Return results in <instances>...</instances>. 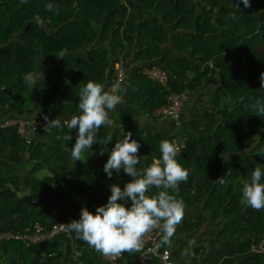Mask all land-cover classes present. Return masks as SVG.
Returning <instances> with one entry per match:
<instances>
[{"label": "trees", "instance_id": "1", "mask_svg": "<svg viewBox=\"0 0 264 264\" xmlns=\"http://www.w3.org/2000/svg\"><path fill=\"white\" fill-rule=\"evenodd\" d=\"M250 4L245 7L243 0H0V106H8L0 117L31 120L25 114L34 98L33 113L72 116L79 110V92L89 80L104 86L117 61L127 64L134 56L136 64L142 63L127 80L126 103L110 115L115 126L100 128L99 141L83 153L84 161L71 156L78 128L70 132L44 124L31 136L27 159L16 128H0V230L31 231L36 222L49 228L64 218L65 204L72 208V220L79 219L82 207L95 213L107 203L111 185L123 188L132 179L123 170L108 178L103 170L111 149L124 139L125 126L140 144V169L160 157L162 140L173 138L175 126L145 134L139 125L130 124L139 114L137 108L152 115L170 92H187L190 97L208 82L215 91L207 106L200 101L201 106L190 110L189 120L179 127L187 142L176 159L188 171V179L175 192L169 191L188 208L203 203L201 212L184 210L176 233L201 229L209 221H219L220 228L207 255L203 249L192 263L173 260L175 264H264V252L251 250L264 234V209L254 210L242 201L243 183L257 166L264 170V115L251 108L257 101L264 104L259 79L264 73V0ZM170 41L173 51L165 54L163 48ZM62 51L65 56L58 58ZM148 66L170 71L166 85L143 73ZM41 71L42 80L35 87L25 83L24 74ZM222 153L227 155L221 157ZM31 165L23 179L16 174L15 167ZM40 168L48 171L42 178L36 176ZM228 172L225 183L217 182ZM66 187L80 196L95 190L100 195L97 205L86 198L53 197L56 189ZM157 191L153 188L149 194ZM37 208L47 209L49 215L29 213ZM18 216L22 217L15 220ZM166 245L160 236L159 249ZM122 256L115 264H124ZM0 264L110 263L70 231L33 245L0 241Z\"/></svg>", "mask_w": 264, "mask_h": 264}, {"label": "clouds", "instance_id": "2", "mask_svg": "<svg viewBox=\"0 0 264 264\" xmlns=\"http://www.w3.org/2000/svg\"><path fill=\"white\" fill-rule=\"evenodd\" d=\"M245 7H250V0H243ZM51 10L52 6H47ZM40 23V18H34ZM62 51L58 58H63ZM43 73H26L24 81L35 87L37 80H42ZM261 88H264V73L260 77ZM115 87V86H114ZM123 102L115 91H106L104 86L89 80L79 92V114L64 119H44L46 128L66 127L70 132L78 128L76 140L72 146L71 156L75 161H84L83 153L99 141L98 133L102 126L113 127L114 121L109 113L115 111ZM254 114L264 115V104L257 101L251 105ZM45 128V129H46ZM70 139V137H69ZM140 144L132 139V133L124 135L111 149L109 159L104 165L108 178L117 175L121 170L132 179L123 188L118 184L110 186L111 195L106 204L96 208L95 213L82 207L79 219L65 224L66 228L76 233L78 239L105 256H116L121 253L133 254L142 248V239L146 233L159 230L161 243L170 244L176 226L184 216V204L170 194L178 189L181 182L188 179V171L177 161V146L168 140L159 144V158L145 167L138 168L141 156L138 154ZM102 150L101 154H103ZM230 175L220 177L217 182L225 183ZM264 170L257 166L250 179L243 183L242 201L254 210L264 209ZM155 194H149L151 189ZM131 202L130 207L128 206Z\"/></svg>", "mask_w": 264, "mask_h": 264}, {"label": "crops", "instance_id": "3", "mask_svg": "<svg viewBox=\"0 0 264 264\" xmlns=\"http://www.w3.org/2000/svg\"><path fill=\"white\" fill-rule=\"evenodd\" d=\"M39 25L48 33H53V30H48L46 28V25L43 22H40ZM163 49H164L165 54L170 52V51H173L172 41L168 42L164 46ZM141 64H136L134 62V56H132V58H130L128 60L127 64L125 63L126 79H125L124 84L121 87L122 88L121 89V91H122L121 97H122L123 102L119 105H124L126 103L125 102V95H126L127 80L132 75L133 71H135V69L140 67ZM190 75H191V73H190ZM214 91H215V87L213 86V84H210L208 82H205L204 84H202L198 88V91L196 93L191 94L190 97L188 98V100L183 105V107L179 113L178 119H177V122H178L177 124L174 123V121L171 119H168L166 117H159V116L155 115V111L160 106L153 111L152 115H148V114L144 113L140 108H137V111L139 112V114L132 121H130V124L139 125L145 134L155 133V132L160 131V130L169 131L172 126H175L176 128L172 134L173 138L180 139L182 141L187 142L186 137L181 134V131L179 129L180 125L183 122H187L189 120L188 114H189L190 110L201 106L200 101H202V103L205 104L204 107H206L208 104V100L214 94ZM34 97H35V95H34ZM34 101H35V98H34L33 102L31 103V105L28 107L25 116L31 117V120H29V121H34L36 123H40L43 127L44 124L47 123V121L44 119V117H45L44 115H40L38 113L32 112L33 107H34ZM119 105H117V106H119ZM7 109H8V106H6V107L0 106V114L1 115L4 114L7 111ZM112 112L109 113V116L111 115ZM78 114H79V110L77 113H75L73 115H78ZM58 116H60L62 123H63L64 119L71 117L70 115H67L65 113H54V114H51L47 117L49 119H56ZM114 126H115V124H114ZM111 129H112V127H110V130ZM123 130H124V135L127 134L128 126H125ZM77 132H78V130H75L73 134L76 136ZM37 135L34 136L36 141H38ZM66 149L70 150V148H68V147H66ZM226 155H227L226 153H222L221 157L226 156ZM31 168H32V165L29 168L15 167V171H16V174L21 179H23L29 173ZM47 174H48V171L45 168H40L36 172V176L38 178H42L43 176H45ZM21 191H22L21 192L22 194L27 193V190L24 187H22ZM53 197L86 198V199L90 200L93 204L97 205V202H98V199L100 198V195L95 190H92V191H89L86 194L80 196L74 192H71L66 187L62 190L56 189L54 191ZM130 205H131V202L129 201L128 206L130 207ZM202 209H203V203L199 204L198 206H194L193 208H188L187 206L184 205V210H193V212H195V213L201 212ZM29 213L49 215V211L47 209H43V208H37L36 210H34L32 212L30 211ZM21 217L22 216H18L17 218H15V220H18ZM221 219H223V217H221ZM219 228H220L219 221H215V222L209 221L201 229L191 230L185 234L175 232L171 238L170 244H167L166 246L171 250L172 257L176 261H186L188 263L189 262L192 263L193 258L197 254L196 252H201L203 249H205V255H207L210 252V249H211L210 244L215 239L216 234L219 231ZM262 238H263V236H262ZM259 241H261V240H259ZM133 257H135V253H133V254L123 253V256H122L123 263L124 264H135V260L133 259Z\"/></svg>", "mask_w": 264, "mask_h": 264}, {"label": "built area", "instance_id": "4", "mask_svg": "<svg viewBox=\"0 0 264 264\" xmlns=\"http://www.w3.org/2000/svg\"><path fill=\"white\" fill-rule=\"evenodd\" d=\"M143 73L146 74L151 80L166 85L168 81V73L166 70L158 66L144 67ZM126 79V66L124 61H117L114 65L111 78L105 85L106 91L113 90L116 94L120 95V89ZM115 86V87H114ZM121 96V95H120ZM189 94L187 92H170L165 98V102L155 111V115L159 117H166L174 120L177 124L179 113L188 100ZM16 128V132L25 143L24 157H29L28 149L33 132L40 131L42 125L34 121H29L23 117H0V128L12 127ZM170 142H173L177 148L178 153L185 148L186 142L180 139L172 138ZM63 219L53 223L49 228H44L39 222L33 225L31 231L13 232L0 230V241L6 239H15L22 241L26 245H33L41 243L46 240L54 238L58 234L69 235L70 231L66 228L67 223H70L73 219L72 208L69 204L64 205ZM177 227V226H176ZM176 230V228H175ZM161 236L159 230H153L146 233L142 239V248L139 252L135 253V264H175L171 251L168 247L160 250L158 246V240ZM253 252H264V235L261 241L253 244L251 247ZM121 256H105V259L110 264H115V261ZM153 258L157 259V262L152 261Z\"/></svg>", "mask_w": 264, "mask_h": 264}, {"label": "water", "instance_id": "5", "mask_svg": "<svg viewBox=\"0 0 264 264\" xmlns=\"http://www.w3.org/2000/svg\"><path fill=\"white\" fill-rule=\"evenodd\" d=\"M166 71H167L168 74H170V71H169L168 69H167ZM173 121H174V120H173ZM174 123H175V121H174Z\"/></svg>", "mask_w": 264, "mask_h": 264}, {"label": "rangeland", "instance_id": "6", "mask_svg": "<svg viewBox=\"0 0 264 264\" xmlns=\"http://www.w3.org/2000/svg\"><path fill=\"white\" fill-rule=\"evenodd\" d=\"M2 259H4V257Z\"/></svg>", "mask_w": 264, "mask_h": 264}]
</instances>
